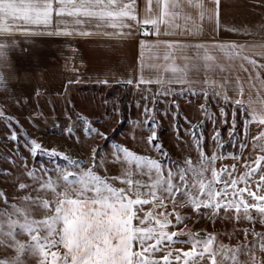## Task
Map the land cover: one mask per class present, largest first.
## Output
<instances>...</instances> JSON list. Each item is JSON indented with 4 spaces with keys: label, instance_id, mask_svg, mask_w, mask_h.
Wrapping results in <instances>:
<instances>
[{
    "label": "snow or ice",
    "instance_id": "1",
    "mask_svg": "<svg viewBox=\"0 0 264 264\" xmlns=\"http://www.w3.org/2000/svg\"><path fill=\"white\" fill-rule=\"evenodd\" d=\"M220 3L221 0H155L153 4V0H147L141 17L137 0H0V67L5 66L12 45L21 38L66 40L118 35L133 40L138 32L155 36V40H140V75L124 83H135L137 87L155 83L163 88L165 96L182 97L186 92L204 95L201 109L208 105L210 87L211 99L224 105L220 115L225 124V109L232 105L229 142L242 152L247 145L249 124L255 121L264 128V27L251 32L243 29L242 34L249 37L243 43L201 38L205 17L209 22L215 19L216 30L219 29ZM251 6L264 12V0H255ZM194 14L201 23L190 27L187 22ZM181 19L185 21L183 25ZM105 28L118 31H104ZM197 78L204 85L199 92L195 91ZM99 82L108 84L107 79ZM173 84L180 85V89L174 92L169 87ZM0 88L4 89L0 124L7 130L6 139L16 144L15 157L7 158L15 169H0V176L4 177L0 181L4 185L0 188V249L6 253L0 264H24L29 254L39 257L37 264H264V231L252 228L253 239L247 240L249 230L244 229L246 242L231 246L218 243L216 233L200 235L188 231L187 239H181L185 229L180 227L191 219L182 214L188 209L203 212L211 219L218 218L222 210L225 214L233 210L229 219H258L264 225V130L252 137L253 148L258 149L255 160L244 161L246 171L238 178L233 176V164L229 180H224L222 173L228 171L227 166L219 170L214 166L216 152L206 156L202 130L199 135L192 132L197 162L189 157L180 165L167 158L158 141L155 116L145 121L151 131L144 143L165 160L139 154L96 127L107 112L81 114L73 106L66 115L70 123L64 128L74 144L81 143V133L104 141L102 145L89 146L90 160L85 161L55 148L46 149L26 134L21 143V134L16 130L20 127L19 115L14 116L11 110L20 113L31 105L21 99L23 93L19 90L13 87L9 91L2 72ZM149 111L146 108L144 114ZM42 112L36 108L30 115L35 120ZM241 118L243 139L238 127ZM122 122L121 113V126ZM176 127L178 131V122ZM212 138L218 147L223 146L219 129ZM40 152L49 157L52 167L42 165L37 171L33 164L29 168L28 157L34 159ZM229 155L236 158L235 153ZM117 163L121 169L118 176L109 177L98 171L107 172ZM169 164L174 165L175 171ZM69 168L73 170L68 171ZM254 176L258 180L253 190L250 185ZM113 181L124 186L118 187ZM241 183L243 187H237ZM145 205H150L146 211ZM41 207L46 211L38 219L35 211ZM21 235L27 238L19 239ZM177 243L191 246L187 250L173 247Z\"/></svg>",
    "mask_w": 264,
    "mask_h": 264
},
{
    "label": "rangeland",
    "instance_id": "2",
    "mask_svg": "<svg viewBox=\"0 0 264 264\" xmlns=\"http://www.w3.org/2000/svg\"><path fill=\"white\" fill-rule=\"evenodd\" d=\"M199 92L201 89H196ZM163 88L156 91H148L138 88L136 85L126 84H81L68 82L64 90H58L55 94H39L36 95L33 101V107H26L17 113L16 109H12L14 116L19 115L20 127H17V132L21 134L20 139L23 143L25 134L27 137L36 139L44 148H55L57 151H64L66 154L73 156L76 159L90 160L89 146L102 145L104 141L93 137H85L83 133L81 136V143L74 144L73 138L66 134L64 125H68L70 121L66 119V115L73 106L77 112L85 113H108L96 127L105 131L109 136H112L118 143L129 147L131 150L142 155L151 156L154 159L165 160V157L157 152L150 145L146 146L144 140L150 134L151 129L145 124L151 116L156 118V131L158 133V141L162 144L163 150L167 153V158L176 164L183 165L184 161L189 157L193 162L198 160V150L192 138V132L199 135L201 130L203 132L204 151L206 156H211L214 152L217 153L218 158L215 161V167L219 170L223 166H227L228 171L222 173V179L229 180L228 172L232 171V165H236L234 177H239L241 173L246 171L244 161H254L258 153V149H253L251 153L246 154V149L252 142V137L256 136L259 131L264 130L258 123L251 122L248 126L247 145L241 152L240 149L233 143H230L228 135V128L231 127L232 105L226 107L228 115V123L225 124L223 117L220 115V107L224 106L222 103L217 104L215 99H210L206 108L201 109V105L205 103L204 95H194L187 93L184 96H165L162 94ZM175 92V91H174ZM39 97V99H38ZM175 101V103H173ZM115 104V109L113 108ZM178 105L179 107H177ZM36 108L43 110L38 119H33L30 113L34 112ZM149 109L147 115L144 114L145 109ZM33 109V110H32ZM121 113L123 115V128L118 134L114 130L117 129L121 123ZM207 113V115H205ZM176 114V115H174ZM239 116V111L237 112ZM74 119V117H73ZM251 120V118L249 117ZM177 122L179 123V130L177 131ZM201 125H203L201 129ZM15 127V125H14ZM240 128V138L243 139V119L238 121ZM219 129L223 146L218 145L213 140L214 132ZM7 130L3 124H0V169L13 170L15 164H12L7 159L8 157H15L14 149L16 144L8 139ZM249 145V146H248ZM248 146V147H247ZM253 146V145H252ZM21 151H24L21 147ZM223 153V155H221ZM229 153H235L236 158ZM25 155L28 154L25 152ZM245 156V157H244ZM63 163V161H61ZM113 162L109 160L111 165ZM35 164L37 171L40 167H52L49 157L40 152L34 159L28 157V167L31 168ZM175 171V167L172 164ZM73 169L69 168L68 171ZM101 175H108L109 177L118 176L121 174L120 165L117 163L108 168L107 172L104 169H98ZM53 179L55 173L53 172ZM211 175L210 171L207 173ZM134 178H141L134 176ZM4 177L0 176V181ZM258 176L251 178V187L254 186ZM118 187H123L119 181H113ZM4 187L0 183V188ZM237 187H243L239 184ZM51 198V196H49ZM150 205H145L146 211ZM171 211V206L168 208ZM42 207L36 209V218H42L45 213ZM233 210H229V214H225L223 210L216 219L209 218L208 215L202 213H194L188 209L186 213L191 216V219L180 224L181 228L185 229V235L181 239H187V232L191 231L196 234L205 235L207 233H216L217 242L227 245L235 246L246 242L244 229L249 230L247 240L253 239L251 236V229L255 228L257 231H264V225H261L257 219L255 222H249L242 219L237 222L234 219H229L228 216ZM255 214V213H254ZM138 215H143V212H138ZM137 221H134L136 223ZM19 239H26L25 235L18 237ZM190 244L177 243L173 247L183 248L187 250ZM6 255L3 249H0V258ZM39 257L29 254L24 259V264H37Z\"/></svg>",
    "mask_w": 264,
    "mask_h": 264
},
{
    "label": "crops",
    "instance_id": "3",
    "mask_svg": "<svg viewBox=\"0 0 264 264\" xmlns=\"http://www.w3.org/2000/svg\"><path fill=\"white\" fill-rule=\"evenodd\" d=\"M146 2L147 0H137L141 9V17ZM203 2L212 3V0H203ZM254 3L255 0H221L219 29L216 30L215 19L209 22L205 17L202 22L201 38L207 37L223 43L245 42L249 37L242 34L243 29L251 32L264 27V12L252 7L251 4ZM153 4H155V0H153ZM180 23L183 25L185 21L181 19ZM187 23L190 27H194L201 22L199 17L194 14L193 19ZM88 27H93V25ZM103 30L118 31L112 28ZM258 35L257 32V37ZM142 39L151 41L156 37L143 36L138 32L133 40H126L118 35H94L66 40L21 38L17 44L12 45L7 62L5 66L0 67V72L7 78L9 91L13 87L19 90L23 93L21 99H25V102L33 107L36 95L55 94L58 90L63 91L69 80L81 84H101L100 80L107 79V85H114L126 84L124 82L128 79L138 78L140 75V40ZM2 41L3 37L0 36V42ZM144 51L145 57H147L148 50ZM159 55L162 61L163 52L161 51ZM73 68L78 71L74 72ZM144 75L147 77L148 72L145 71ZM194 83L196 89L204 87L200 78H197ZM169 87L173 91H178L181 86L173 84ZM138 88L156 91L162 87L153 83L150 85L141 84ZM3 92L4 89L0 88V97L3 96ZM209 92L211 93L210 87ZM229 96H233V94L229 92ZM0 107L3 105L0 104ZM252 122L256 124L255 121ZM252 145L251 142L250 146H247L246 154L251 153L254 149Z\"/></svg>",
    "mask_w": 264,
    "mask_h": 264
},
{
    "label": "trees",
    "instance_id": "4",
    "mask_svg": "<svg viewBox=\"0 0 264 264\" xmlns=\"http://www.w3.org/2000/svg\"><path fill=\"white\" fill-rule=\"evenodd\" d=\"M123 123H124V122H122V126H121V123L119 124V126L117 127V129H116L115 132H114L115 134H118V133L120 132L119 130H120L121 128H123Z\"/></svg>",
    "mask_w": 264,
    "mask_h": 264
}]
</instances>
